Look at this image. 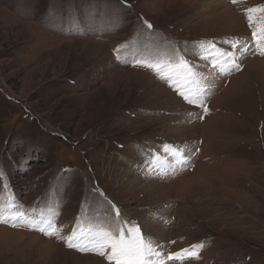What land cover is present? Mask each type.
I'll return each instance as SVG.
<instances>
[{
  "label": "rangeland",
  "instance_id": "rangeland-1",
  "mask_svg": "<svg viewBox=\"0 0 264 264\" xmlns=\"http://www.w3.org/2000/svg\"><path fill=\"white\" fill-rule=\"evenodd\" d=\"M249 8L264 25V0H0V204L52 207L64 236L115 206L164 254L203 244L181 264H264V47L231 48ZM207 42L240 70L199 60ZM177 55L207 113L134 66ZM166 145L189 149L176 175L149 166ZM5 218L0 264H107Z\"/></svg>",
  "mask_w": 264,
  "mask_h": 264
},
{
  "label": "snow or ice",
  "instance_id": "snow-or-ice-1",
  "mask_svg": "<svg viewBox=\"0 0 264 264\" xmlns=\"http://www.w3.org/2000/svg\"><path fill=\"white\" fill-rule=\"evenodd\" d=\"M235 2V0H231ZM258 9H247V19L251 31V40L241 45L232 43L231 48L249 51L251 47H264V25L256 27L251 13ZM264 11V8L259 9ZM148 29L151 24L146 25ZM202 51L197 53L199 60L206 61L212 69H219L220 72L239 71L240 65L236 62L234 53L217 49L215 42L201 43ZM119 58V49L116 50ZM227 64L225 68L222 65ZM134 66H143L152 70L159 79L165 80L186 103L203 109L204 113L208 108L204 103L206 94L210 87L201 85L206 78L195 71L196 65L183 56L177 55L166 62L146 63L136 59ZM196 85V87H193ZM190 118L203 119V115L189 113ZM187 146L166 145L163 149L164 155L151 153L149 166L165 171L166 174L176 175L189 165ZM194 152L195 149H192ZM111 211L114 216L108 222H97L89 220L87 225L80 217L76 218L75 226L67 236L61 235L63 229L57 227L55 218L59 213L52 207L47 210L44 206L33 207L27 212L19 205L9 202L7 205L0 204V223H7V217L14 220L13 227L22 225L29 230L38 231L45 236L56 237L65 242L70 249L80 252H91L98 254L109 262V264H181L182 261L190 258H199L198 249L203 244L191 245L189 248L181 249L178 252L164 254L163 245H158L151 238L146 237L141 227L125 221L115 206ZM169 243H175L170 241Z\"/></svg>",
  "mask_w": 264,
  "mask_h": 264
},
{
  "label": "trees",
  "instance_id": "trees-1",
  "mask_svg": "<svg viewBox=\"0 0 264 264\" xmlns=\"http://www.w3.org/2000/svg\"><path fill=\"white\" fill-rule=\"evenodd\" d=\"M23 231L26 232L27 230H23ZM30 231H32V230H30ZM30 231H28V232H30ZM33 232H35V233L41 235L40 233H38V232H36V231H33ZM68 249H69V250H72V249H70V248H68ZM72 251H73V250H72ZM74 252H75V251H74ZM77 253L90 254V255L97 256V257H99L104 263L109 264V262H108L104 257H101V256H99L98 254L91 253V252H77Z\"/></svg>",
  "mask_w": 264,
  "mask_h": 264
},
{
  "label": "bare ground",
  "instance_id": "bare-ground-1",
  "mask_svg": "<svg viewBox=\"0 0 264 264\" xmlns=\"http://www.w3.org/2000/svg\"><path fill=\"white\" fill-rule=\"evenodd\" d=\"M66 251H62V252H59V253H65Z\"/></svg>",
  "mask_w": 264,
  "mask_h": 264
}]
</instances>
